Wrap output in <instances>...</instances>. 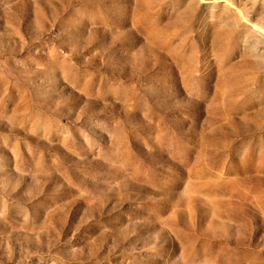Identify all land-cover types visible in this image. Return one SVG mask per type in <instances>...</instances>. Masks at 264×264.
Returning <instances> with one entry per match:
<instances>
[{
    "label": "rangeland",
    "instance_id": "rangeland-1",
    "mask_svg": "<svg viewBox=\"0 0 264 264\" xmlns=\"http://www.w3.org/2000/svg\"><path fill=\"white\" fill-rule=\"evenodd\" d=\"M0 264H264V0H0Z\"/></svg>",
    "mask_w": 264,
    "mask_h": 264
}]
</instances>
